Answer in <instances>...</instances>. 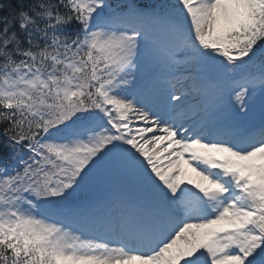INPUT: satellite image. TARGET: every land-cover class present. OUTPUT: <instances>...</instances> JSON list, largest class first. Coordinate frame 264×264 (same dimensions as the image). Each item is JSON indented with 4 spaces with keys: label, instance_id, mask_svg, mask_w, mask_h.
Wrapping results in <instances>:
<instances>
[{
    "label": "snow or ice",
    "instance_id": "snow-or-ice-1",
    "mask_svg": "<svg viewBox=\"0 0 264 264\" xmlns=\"http://www.w3.org/2000/svg\"><path fill=\"white\" fill-rule=\"evenodd\" d=\"M0 264H264V0H0Z\"/></svg>",
    "mask_w": 264,
    "mask_h": 264
}]
</instances>
